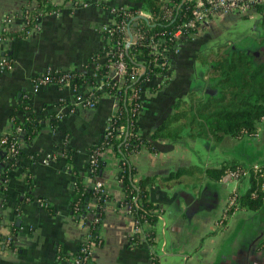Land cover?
<instances>
[{
	"label": "crops",
	"instance_id": "obj_1",
	"mask_svg": "<svg viewBox=\"0 0 264 264\" xmlns=\"http://www.w3.org/2000/svg\"><path fill=\"white\" fill-rule=\"evenodd\" d=\"M92 1L74 11H69L66 2L60 11L41 16L37 26L24 36L0 41V60H11L10 68L0 71V133L11 131L10 115L21 97L27 98L40 117L37 136L22 147L21 165L0 181L4 189L0 192V236L11 237L15 245V250L0 248V264H71L81 240L89 233L83 220L73 218L68 209L74 175L64 152L71 151L73 166L84 172L88 150L101 139L116 100L101 95L96 106L88 108L81 103L88 85L78 91L55 85L34 88L31 77L47 68L90 73L103 65L107 49L101 26L111 21V15L98 3L114 7L129 4L127 0ZM53 2L61 4L63 0ZM26 4L36 3L0 0V29L3 17L11 15L14 21L9 31H18L20 11ZM142 13L149 16L148 11ZM253 14L258 13L250 12L249 16ZM239 18L242 14L237 12L223 14L201 32L179 38L177 51L169 52L166 76L154 75L149 81L151 85L162 83L161 87L141 93L138 124L142 136L150 137L176 98L205 93L210 53V46L205 45ZM247 137L224 135L214 140L204 134L178 140L161 138L154 142L156 151L141 148L129 156L136 181L155 177L148 199L159 214L152 226L159 264H264V206L258 211L242 209L219 229L215 225L231 190H244L247 178L235 183L226 174L215 180L205 172L229 163L264 164V117L256 135ZM34 156L37 159L32 162ZM103 162L98 181L109 199L98 226L102 243L94 249L91 264H151L146 242L134 247L130 244L134 218L125 213L121 203L124 194L118 182L117 159L106 151ZM22 166L31 176L32 201L24 200L27 184ZM179 167L191 172L164 179ZM37 197L45 199L50 208L39 206L34 200Z\"/></svg>",
	"mask_w": 264,
	"mask_h": 264
},
{
	"label": "trees",
	"instance_id": "obj_2",
	"mask_svg": "<svg viewBox=\"0 0 264 264\" xmlns=\"http://www.w3.org/2000/svg\"><path fill=\"white\" fill-rule=\"evenodd\" d=\"M35 1L42 9L40 13L60 11L64 3L56 4L53 0H25ZM66 1V0H64ZM90 1V0H88ZM127 16L121 14L117 16L126 18L128 23L139 11L149 12L146 20H139L135 26V31L143 30L150 36L151 34H161L170 31L176 24L188 16L193 0H186L180 6L174 20L163 17L164 11L168 7H177L182 0H127ZM91 3L93 1L91 0ZM107 9L106 4H100ZM109 7V6H108ZM78 7H69V11H74ZM253 13L260 14V25L264 28V5L251 6ZM248 14H243L242 18H248ZM32 27L28 24L25 28L18 31H4L0 29V41L6 38L22 37ZM121 34V33H119ZM189 38V36H184ZM259 46L255 54V49L240 50L228 47L223 52H215L209 56L208 61V87L215 90V93H204L202 96H189L188 99L176 98L170 104V111L165 118L155 127L149 138L140 133L138 119L142 111L140 101V91L148 89L153 92L156 90L155 84H149L153 74L159 72L160 68L153 66L151 56L144 44L131 45L124 54L126 65L131 68L137 66L138 60H145V70L129 82H123L120 87H113V81L106 84L105 91L118 97V107L114 116V127L123 126L120 132H113L107 136L103 132L101 139L88 150V161L86 170L79 172L72 164L71 151H65L67 165L74 175L72 183L73 194L68 201V209L71 216L75 219H82L87 225L91 241L96 242L100 237L98 226L104 213V207L109 199V195L103 190L95 191L93 182L100 179L103 169V154L111 151L117 159V177L121 179V189L124 194L122 206L135 204L132 197H136L139 206L134 205L132 217L138 218L142 224L146 241L154 245L155 230L152 228L156 223L158 214L155 212L156 206L148 199L150 185L153 184L154 176H144L135 180L136 170L131 164L129 156L141 148H146L151 152L156 151L154 142L157 139L178 140L182 137H195L204 134L210 135L214 140H220L224 135L232 137L251 136L257 132L259 123L264 117V30L258 42ZM107 49L105 45L104 50ZM138 52L139 55L136 56ZM111 56L105 57V62L98 68H93L90 73H80L74 70L75 77L73 84L76 91L82 86L88 85L95 88L99 78L106 82L105 77L107 64ZM10 59V57H7ZM60 70V69H59ZM63 71V70H61ZM164 72V70H163ZM167 73V72H166ZM56 87L60 85L55 84ZM132 90L139 91L136 97L131 96ZM101 91L96 95L100 97ZM99 99V98H98ZM98 103V102H97ZM137 107L140 112H136ZM14 111L10 115L11 131L0 133V181H5L8 173L21 165L24 156L23 145H29L37 136L39 130L40 117L31 109L27 98H20L14 106ZM17 129H20L17 131ZM119 134V136H117ZM3 139H5L3 141ZM15 150L12 151L11 149ZM94 154L97 157L95 169L92 170L89 156ZM37 157L31 158L36 161ZM237 167H244L248 171L247 187L239 190V202L242 209L247 211H258L264 206V164L259 166H244L243 164H227L219 169H206L205 172L212 179L218 180L225 174L227 169L233 170ZM25 173L27 192L24 200H33L30 173L22 166ZM191 169L179 167L171 171L164 177L166 180L177 179L182 174L190 173ZM90 179V182H89ZM4 191L0 185V192ZM97 219V221H95ZM15 232L16 229L13 228ZM13 232V233H14ZM0 239L2 237L0 236ZM136 237L135 245H138ZM13 240V239H12ZM3 244H0V248ZM15 247L14 242L10 243ZM153 264H159L157 254L152 256Z\"/></svg>",
	"mask_w": 264,
	"mask_h": 264
},
{
	"label": "built area",
	"instance_id": "obj_3",
	"mask_svg": "<svg viewBox=\"0 0 264 264\" xmlns=\"http://www.w3.org/2000/svg\"><path fill=\"white\" fill-rule=\"evenodd\" d=\"M68 2L70 7H82L86 6L91 3V0H63V3ZM36 4H26L22 7L20 11V25L19 30H22L25 28L28 24H32V27L26 32V34L33 28H35L38 24L39 18L45 14L57 12H46V13H40L42 9L38 7L37 2ZM264 5V0H193L190 11L187 17L183 18L180 23L176 24L174 28H172L170 31L161 33V34H151L150 36H146L147 34L143 30L135 31L134 34L136 35V40L129 43V48L131 45H137V44H144L146 48L148 49V54L151 56V62L153 66L160 68L159 72H156L154 75L163 74L166 76V72L169 68V52L172 50L177 51L179 38L184 36H193V34L197 32H201L207 24L213 18L217 16H221L223 14H227L230 12H237L240 14H248L251 11V6L253 5ZM180 5V4H179ZM127 6H107V10L109 11V14L111 15V21L108 23H104L101 26V33L102 37L104 39L105 45L107 46L106 54L111 56L108 64L107 69L105 71V77L108 79V81H104L103 78L100 79L98 83L96 84L95 88L92 89V87L88 90L86 95L82 98V105L88 108H93L96 106L98 102V98L101 97V95L111 96L115 98L116 104L114 111L111 113V115L108 117L104 131L107 136H111L113 132H118L123 130V126L114 127V114L118 107V97L114 94H111L110 92L105 91L106 84L110 83L111 80L113 81L112 85L113 87L116 85L117 87H120L121 84L125 81L129 82L133 80L137 75H140L144 70V63L145 60L140 61L138 60L137 66H133L129 68L124 60V54L126 51V44L127 41L125 40V32L128 23L126 22L125 17H121L120 20H118L117 16L121 14L128 15L126 12ZM179 7H168L164 11L165 18L168 19H174L175 15H177L179 11ZM137 15H143L142 11L137 12ZM144 16V15H143ZM149 17V16H145ZM14 21V17L11 15H5L3 17V25L1 27L2 30L8 32L9 27L12 25ZM139 21V20H138ZM137 21V24H138ZM121 33V34H119ZM4 40H7L4 39ZM3 41V40H1ZM139 55L138 52L136 53V56ZM11 66V60L8 58H2L0 60V71L4 68H10ZM164 70V72H163ZM75 75L72 72L69 71H61L56 68H47L34 76L31 77V82L33 84L34 88H40L43 86L48 85H55L58 84L61 86V88H68L73 91L76 89V85L73 84V78ZM150 81V80H149ZM162 83L156 84V90H158L161 87ZM148 89H142L140 91V97L141 93ZM155 90V91H156ZM101 91L100 97H98L96 94ZM151 92V91H149ZM154 92V91H153ZM132 97H136L137 94H139V91L132 90L131 92ZM141 101V98H140ZM136 112H140L137 107L134 108ZM20 129H17L19 131ZM256 133H254L251 136H255ZM119 136V134L117 135ZM5 139H3L4 141ZM12 151L15 149L12 148ZM47 158H50V155H47ZM91 168L92 170L95 169L96 163H97V157L94 154H91L89 156ZM225 174L228 175L229 179L232 180L235 183L240 182L241 179L247 178L248 171L244 167H237L236 169L229 170L227 169L225 171ZM224 174V175H225ZM118 182L121 183V179H118ZM102 182L96 180L93 183V189L95 191H101L102 190ZM239 189L237 187H234L229 195L227 196V199L225 201L224 209L222 211L221 217L215 222L216 228L219 229L223 227L224 223L230 216H233L235 213H238L242 210L240 202H239ZM28 200V199H26ZM34 200L39 204V206L49 209L50 206L48 202L40 197L34 198ZM132 201L135 202V204H126L124 207L125 213L132 216L134 205L139 206V203L136 201V197H132ZM157 214L158 212L155 211ZM159 215V214H158ZM97 221V219H95ZM136 237L138 238L139 242H146V234L145 230L142 226V224L139 222L138 218L134 219V229L133 233L130 237V244L131 246H135ZM12 242L11 237H5L0 239V244H3L2 247H6L8 249L15 250V247H11L10 243ZM102 243L101 237L97 239L96 242L91 241L90 233L86 234V236L81 240L79 248L77 253H75L71 258V264H91L92 258H93V252L94 249L98 246H100ZM148 244V243H147ZM149 246V253L151 255V264H153L152 256L153 254H156L154 245Z\"/></svg>",
	"mask_w": 264,
	"mask_h": 264
},
{
	"label": "rangeland",
	"instance_id": "obj_4",
	"mask_svg": "<svg viewBox=\"0 0 264 264\" xmlns=\"http://www.w3.org/2000/svg\"><path fill=\"white\" fill-rule=\"evenodd\" d=\"M260 16L253 14L248 18H239L229 24V27L224 30L217 38L210 41L206 47L210 48L209 56L215 54V52H223L228 47L236 48L240 50H252L258 48L260 35H262L264 28L259 23ZM212 49V50H211ZM257 56L259 53L257 52ZM246 138H248L246 136ZM225 224V223H224Z\"/></svg>",
	"mask_w": 264,
	"mask_h": 264
},
{
	"label": "water",
	"instance_id": "obj_5",
	"mask_svg": "<svg viewBox=\"0 0 264 264\" xmlns=\"http://www.w3.org/2000/svg\"><path fill=\"white\" fill-rule=\"evenodd\" d=\"M184 1H186V0L181 1V4L178 6L179 8ZM138 20H146L148 22L147 17H145L143 15H136L130 19V21L128 22L127 28H126V32H125V40L127 41L126 51H128L129 43L136 40V35L134 34V32H135V26L137 25ZM255 54H257V52H255ZM205 92L209 93V94H213V93H215V90L208 87L205 90Z\"/></svg>",
	"mask_w": 264,
	"mask_h": 264
}]
</instances>
